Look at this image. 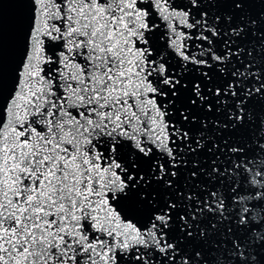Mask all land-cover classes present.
<instances>
[{"label":"snow or ice","instance_id":"obj_1","mask_svg":"<svg viewBox=\"0 0 264 264\" xmlns=\"http://www.w3.org/2000/svg\"><path fill=\"white\" fill-rule=\"evenodd\" d=\"M6 2L0 264H264V0Z\"/></svg>","mask_w":264,"mask_h":264},{"label":"water","instance_id":"obj_2","mask_svg":"<svg viewBox=\"0 0 264 264\" xmlns=\"http://www.w3.org/2000/svg\"><path fill=\"white\" fill-rule=\"evenodd\" d=\"M254 12L259 11V6H255ZM3 23L9 39V52L6 59V80L7 86L10 89L13 82V68L15 55L12 48V41L19 34L21 27L27 17V7L21 3L16 2V0H7L5 6L2 10ZM246 134V133H245Z\"/></svg>","mask_w":264,"mask_h":264}]
</instances>
